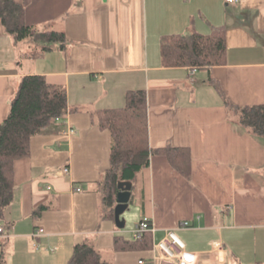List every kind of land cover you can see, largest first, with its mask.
I'll list each match as a JSON object with an SVG mask.
<instances>
[{
    "label": "crops",
    "instance_id": "1",
    "mask_svg": "<svg viewBox=\"0 0 264 264\" xmlns=\"http://www.w3.org/2000/svg\"><path fill=\"white\" fill-rule=\"evenodd\" d=\"M18 1L27 24L62 30L66 42L41 51L0 24V122L24 74L64 87L69 110L32 136L29 154L14 162L13 198L0 210L6 264H64L82 241L108 264H175L152 257L167 229L194 264H264V136L249 133L224 104H264V0ZM213 26L225 30L222 64L194 73L162 65L161 36ZM133 88L145 89L149 146L186 147L190 172L151 154L131 186L136 216L118 229L101 217L97 182L110 139L91 112L123 105ZM142 217L153 227L150 248L115 250L113 236L131 238Z\"/></svg>",
    "mask_w": 264,
    "mask_h": 264
},
{
    "label": "trees",
    "instance_id": "2",
    "mask_svg": "<svg viewBox=\"0 0 264 264\" xmlns=\"http://www.w3.org/2000/svg\"><path fill=\"white\" fill-rule=\"evenodd\" d=\"M0 24L7 34L17 40L30 39L41 51L50 50L53 44L60 48L65 46L66 37L62 30H38L27 24L24 5L18 0H0ZM159 47L164 66L207 68L225 60V30L222 26H213L208 33L191 30L163 35ZM16 88L0 122V210L7 207L13 198L15 160L29 154L32 136L51 126L69 110L66 89L48 82L42 74H24ZM224 104L234 110L237 121L249 133L264 136V104L235 105L227 99H224ZM91 115L100 129L108 131L110 139L109 164L97 182L104 206L101 217L104 219H113L117 182L131 180L133 183L137 173L149 164L151 154L166 156L176 170L188 176L190 155L186 147L170 144L156 148L149 146L144 88L127 89L123 105L96 108ZM45 207L38 206L33 215L37 216ZM150 246L151 234L148 231L138 238H126L122 234L113 236L115 250L148 249ZM0 264H6L4 243L0 244ZM64 264L108 262L93 244L82 241L73 245Z\"/></svg>",
    "mask_w": 264,
    "mask_h": 264
},
{
    "label": "built area",
    "instance_id": "3",
    "mask_svg": "<svg viewBox=\"0 0 264 264\" xmlns=\"http://www.w3.org/2000/svg\"><path fill=\"white\" fill-rule=\"evenodd\" d=\"M226 2H235L237 0H225ZM190 73H194L195 67H188ZM74 129L68 127L66 133H72ZM61 172L67 175L69 168L64 166L61 168ZM79 188L76 187V190ZM180 226H186L187 221H183L179 224ZM37 231H41L38 229ZM152 232L153 227L147 217H142L138 220L131 233L133 238H138L144 232ZM4 234V227L0 221V235ZM153 259H161L164 262L175 263V264H194V256L190 252L185 250L183 241L175 234L172 229H167L164 236L160 240L153 243Z\"/></svg>",
    "mask_w": 264,
    "mask_h": 264
},
{
    "label": "water",
    "instance_id": "4",
    "mask_svg": "<svg viewBox=\"0 0 264 264\" xmlns=\"http://www.w3.org/2000/svg\"><path fill=\"white\" fill-rule=\"evenodd\" d=\"M132 182L127 180H120L117 182V192L115 195V205L113 207V219L116 227L122 228L124 226V219L120 214L128 208V203L131 195Z\"/></svg>",
    "mask_w": 264,
    "mask_h": 264
},
{
    "label": "rangeland",
    "instance_id": "5",
    "mask_svg": "<svg viewBox=\"0 0 264 264\" xmlns=\"http://www.w3.org/2000/svg\"><path fill=\"white\" fill-rule=\"evenodd\" d=\"M136 186H135V190H136ZM136 208H134V206L130 203L129 205H128V208L127 209H125L121 214H120V217H122V218H124L125 219V217H128V219H127V225L126 226H123L122 227V229H126L127 228V226H129V220H130V218L132 219V217H135L136 216ZM130 216V217H129ZM128 237L130 236V234H126ZM131 236H132V233H131ZM6 244V246L8 245V242H6L5 243Z\"/></svg>",
    "mask_w": 264,
    "mask_h": 264
}]
</instances>
